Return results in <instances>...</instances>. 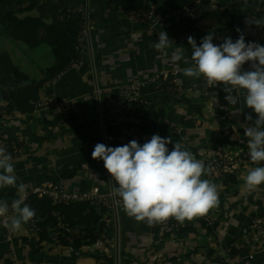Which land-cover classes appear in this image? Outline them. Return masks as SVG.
Masks as SVG:
<instances>
[{"label":"crops","instance_id":"0c3cea01","mask_svg":"<svg viewBox=\"0 0 264 264\" xmlns=\"http://www.w3.org/2000/svg\"><path fill=\"white\" fill-rule=\"evenodd\" d=\"M152 1L158 22L141 25L110 8L108 0H37L36 10L28 15L36 23L49 24L64 10L85 11L94 28L85 56L75 68L46 84L35 106L18 111L0 100V142L23 145L22 154L12 162L17 184L26 185L27 192L53 184L77 193L98 189L109 196L115 182L103 161L92 159L91 153L97 143L117 147L135 140L143 145L152 135L160 136L156 108L168 95L158 91L153 79L167 72H179L176 81L182 93L175 97L182 104L164 108L165 122L179 135L182 147L203 164L219 155L240 159L249 154L244 129L257 117L245 107L243 93L227 94L223 85L212 87L208 97L196 93L199 79L183 74L192 66L188 42L173 43L167 56L153 45L168 27L192 24L197 46L209 33L214 45L229 37L235 42L242 34L246 43L264 46V26L246 23L264 18L262 6L252 13L242 9L230 24L224 16L230 12V0H208L191 13L169 10L168 0ZM177 47L185 49V59L178 65L171 61ZM252 70L250 62L241 68ZM128 87L135 89L138 102L116 104L119 93ZM96 90L101 92L98 100ZM47 98L72 106L77 116L65 118L44 108ZM246 115L252 120H246ZM257 166H237L236 183L226 187L222 180L210 181V172L202 176L217 186L218 202L204 216L178 223L187 230L183 235L136 222L118 208L116 216L112 212L105 219L95 244L74 250L57 241L49 245L40 240L28 222L10 238L0 230V264H264V235L253 239L250 230L264 218V184L250 192L244 188V177ZM20 195L16 188H0V201L11 204ZM217 220L218 227L210 233L207 228Z\"/></svg>","mask_w":264,"mask_h":264},{"label":"clouds","instance_id":"9594fccd","mask_svg":"<svg viewBox=\"0 0 264 264\" xmlns=\"http://www.w3.org/2000/svg\"><path fill=\"white\" fill-rule=\"evenodd\" d=\"M246 23L264 26V18H252ZM212 40L213 34L209 33L197 46L195 39L188 37L192 66L185 68L183 74L188 78L203 77L209 87L223 85L227 93L242 92L245 107L256 114L254 124L244 129L250 160L258 165L244 177V188L250 192L264 184V46L246 43L242 34L235 42L229 37L222 44L214 45ZM172 45L167 33L161 31L153 47L167 56L166 50ZM182 59H185V49L177 47L171 61L178 65ZM248 62L253 70L242 72V66ZM245 119L251 121L252 116L246 115ZM168 144L173 145L171 151ZM91 156L103 161L116 185L113 195L120 197L123 211L136 222L153 226L174 219L183 225L204 216L218 202L217 186L201 179L207 174L203 162L180 142L173 143L170 137L154 134L143 145L135 140L117 147L97 143ZM0 188H16L23 194L11 202L10 219L7 218L9 203L0 201V217L5 218L3 226L12 232L19 231L36 213L25 203L26 185L17 184L12 156L3 147H0Z\"/></svg>","mask_w":264,"mask_h":264},{"label":"trees","instance_id":"16d2710c","mask_svg":"<svg viewBox=\"0 0 264 264\" xmlns=\"http://www.w3.org/2000/svg\"><path fill=\"white\" fill-rule=\"evenodd\" d=\"M40 1L50 3L55 0ZM207 1L201 0L203 5ZM230 1V12L224 13L230 24L236 22L242 9L252 13L262 6L264 12V0ZM108 5L123 14L131 11L148 13L156 9L152 0H108ZM37 6V0H0V100L18 111L35 106L38 92L85 56V52L77 48L84 13L64 10L54 16L49 24L42 25L28 16ZM167 6L171 11H184L192 3L191 0H168ZM193 30L192 24H186L170 26L165 32L173 43H178L182 34ZM157 85L162 95H168L166 102L156 108L160 137H170L173 143L179 142V135L165 122L164 108L182 103L175 97L172 78ZM167 147L171 151L173 145L168 144ZM235 178V173L227 174L222 183L225 187L230 186L236 183ZM26 204L35 210L32 228L40 240L49 245L57 241L74 250L95 244L103 234L104 221L108 217L103 207L89 203L53 206L47 199L31 197ZM219 223L220 220L215 221L207 230L215 232ZM186 231V228L179 227L171 233L183 235Z\"/></svg>","mask_w":264,"mask_h":264},{"label":"built area","instance_id":"2783aa9c","mask_svg":"<svg viewBox=\"0 0 264 264\" xmlns=\"http://www.w3.org/2000/svg\"><path fill=\"white\" fill-rule=\"evenodd\" d=\"M192 6L187 8L185 11L187 12H195L199 11L200 8H202L204 5L202 4L201 0H191ZM156 9L151 10L148 13H143L141 11H131L129 13L124 14L126 18L134 23H138L141 25H152L156 22H158L157 16H156ZM84 13L83 17V29L81 32V35L78 39V44L80 47L81 52H85L90 49L89 46V37L90 33L93 31V24L90 23L89 17L87 12L82 11ZM197 31L194 29L192 32H189L187 34H182L179 38V42H187L188 37L192 36L194 38L195 33ZM85 48V50H84ZM78 63H72L69 68H75ZM179 74L178 71H173L170 73H162L159 77H156L153 79V82L157 84L160 81H164L167 78H172V87L174 89V92L177 95H180L181 90L177 86L176 76ZM212 87H209L204 80L203 77L199 78V82L196 86V93L201 94L204 97H208L210 90ZM100 91L96 90L95 95L98 100L100 96ZM227 93V92H226ZM237 93V91H232L227 94H233ZM124 102H130V103H136L138 102V99L136 98L135 89L133 87H128L125 90H122L116 99V104H121ZM43 107L47 109H52L55 114L64 116L65 118L68 117H76L77 116V110L74 109L70 105H64V104H58L56 103L53 98H47L43 102ZM0 147H3L8 154L12 156V160L15 158L20 157V155L23 152V145L21 143H6L1 141ZM205 168L207 172L211 173L210 181L212 180H224L225 176L227 174H232L233 171L237 168V166L247 164L250 165L251 160L249 157V154L244 155L243 157H240V159H233L229 158L228 156H217V157H210L206 158ZM21 196V195H20ZM18 196L17 198H19ZM35 197L37 199H47L53 206H65V205H71V204H80V203H89L94 206H101L107 212H110L116 216V211L118 208H122V202L120 200L119 196H114L113 192L111 190L109 196L104 197L100 194L98 189H93L84 193H77L73 191H66L56 185L53 184H46L43 186H37L32 188L27 192V198L25 200H28V198ZM13 215L11 204H9V212L7 214V218H11ZM4 217H0V230H3L5 232V237L10 238L12 237V231H9L3 226ZM30 226L34 227V220L33 218L29 221ZM153 228H160L162 230H165L166 232H172L173 230H176L179 228L178 222H176L174 219H169L166 223L163 224H156L151 226ZM251 235L253 239H257L259 237H262L264 235V218L260 219L257 224H253L250 227Z\"/></svg>","mask_w":264,"mask_h":264},{"label":"rangeland","instance_id":"374dc122","mask_svg":"<svg viewBox=\"0 0 264 264\" xmlns=\"http://www.w3.org/2000/svg\"><path fill=\"white\" fill-rule=\"evenodd\" d=\"M75 12V11H74ZM78 12V11H77ZM33 19H35V17L33 16ZM81 35V34H80ZM80 37V36H79ZM79 39V38H78ZM77 48L78 49H80V47H79V44H78V40H77ZM84 50H85V48H84Z\"/></svg>","mask_w":264,"mask_h":264},{"label":"water","instance_id":"95a60500","mask_svg":"<svg viewBox=\"0 0 264 264\" xmlns=\"http://www.w3.org/2000/svg\"><path fill=\"white\" fill-rule=\"evenodd\" d=\"M106 215H107L108 217H112V216H111L112 214H111L110 212H107Z\"/></svg>","mask_w":264,"mask_h":264}]
</instances>
